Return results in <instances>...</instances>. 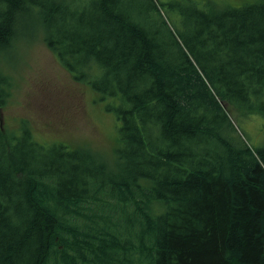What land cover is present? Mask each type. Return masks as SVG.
<instances>
[{
	"label": "trees",
	"instance_id": "trees-1",
	"mask_svg": "<svg viewBox=\"0 0 264 264\" xmlns=\"http://www.w3.org/2000/svg\"><path fill=\"white\" fill-rule=\"evenodd\" d=\"M122 1L0 0V51L34 13L120 122L110 167L0 117V264H264V142L243 127L264 119V0L170 19Z\"/></svg>",
	"mask_w": 264,
	"mask_h": 264
},
{
	"label": "rangeland",
	"instance_id": "rangeland-1",
	"mask_svg": "<svg viewBox=\"0 0 264 264\" xmlns=\"http://www.w3.org/2000/svg\"><path fill=\"white\" fill-rule=\"evenodd\" d=\"M157 1L164 5L165 16L170 19L174 9L185 11L196 6L203 9L206 3L216 8L239 7L258 0ZM122 4L129 13L134 6L147 8L150 13L148 0H124ZM23 21L19 40L11 49L0 51V71L8 84V95L0 107L1 126L19 139L26 127L40 142L63 143L75 151L70 157L77 158L81 154L79 149H88L112 167L120 122L108 106L116 107L117 99L101 100L98 91L75 80L56 61L42 39L44 28L34 13L24 14ZM186 23L193 21L186 19ZM151 24L156 25L154 21ZM179 24L181 26V21ZM92 75L98 78L100 72L94 70ZM256 118L250 117L243 127L250 140L258 144L264 142V119Z\"/></svg>",
	"mask_w": 264,
	"mask_h": 264
},
{
	"label": "water",
	"instance_id": "water-1",
	"mask_svg": "<svg viewBox=\"0 0 264 264\" xmlns=\"http://www.w3.org/2000/svg\"><path fill=\"white\" fill-rule=\"evenodd\" d=\"M1 117V116H0Z\"/></svg>",
	"mask_w": 264,
	"mask_h": 264
}]
</instances>
